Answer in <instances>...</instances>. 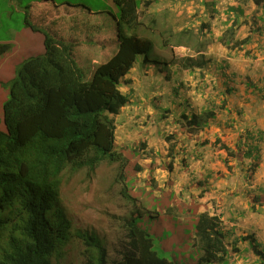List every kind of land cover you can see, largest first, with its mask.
I'll return each instance as SVG.
<instances>
[{"label":"trees","instance_id":"1","mask_svg":"<svg viewBox=\"0 0 264 264\" xmlns=\"http://www.w3.org/2000/svg\"><path fill=\"white\" fill-rule=\"evenodd\" d=\"M112 1L118 7V14L113 16L118 47L110 59L95 69L89 82L85 80L83 58L87 59V54H97L99 58L114 45L115 40L110 39L104 27V18L108 17L83 4L52 0H41L25 8V25L44 35L45 52L17 69L3 109L0 264H60L73 238L84 245L82 264H234L232 258L244 254L239 247L241 243L248 245L258 264H264V246L254 234L231 240L220 218L208 214H201L197 220L199 243L189 250H195L198 257L190 261L168 259L165 255L171 256L173 252L165 248L157 251L155 235L140 227L146 212L137 208L122 220L119 250L113 258L98 235L72 231L71 221L61 205L66 172L92 173L105 162L119 164L122 171L126 168L128 158L119 152L116 143V118L130 102L121 87L131 83L125 78L139 56L143 55L146 63L161 64L153 56V37L141 34L142 27L150 30L143 23V1ZM253 2L264 13V0ZM202 3L205 7L216 6L206 0ZM228 12L233 15L232 27L220 42L229 50H241L251 41L249 37L235 39L245 12L234 6ZM258 21L264 22V15ZM200 23L202 35L209 33L210 24L203 19ZM260 30L264 28L250 24L251 34ZM182 41V37L177 41L179 46ZM209 43L211 40L200 43L196 52L202 53ZM10 49L11 45L0 44V58ZM185 63L191 64L187 67L193 70L206 65L204 60L194 63L190 58L182 59L180 65L183 67ZM247 85L251 86V82ZM215 116L213 111L192 118L183 115L179 123L188 134L197 135L209 127V120ZM262 136L261 132L250 130L239 138L234 150L219 137L214 143L232 160L249 159L256 166L260 162ZM206 144L208 141L201 145ZM146 146L141 143L139 150ZM141 171L140 166L134 165V174ZM120 178L125 179L122 174ZM122 195L136 207L137 198L128 193L127 186ZM258 207H264V193L252 200V211H258Z\"/></svg>","mask_w":264,"mask_h":264},{"label":"rangeland","instance_id":"2","mask_svg":"<svg viewBox=\"0 0 264 264\" xmlns=\"http://www.w3.org/2000/svg\"><path fill=\"white\" fill-rule=\"evenodd\" d=\"M34 1L37 0H0V44L11 45L10 51L0 58L1 129H4V105L9 99L10 83L16 77L17 69L28 59L45 52L44 35L32 31L24 23L25 8ZM55 1L80 3L108 17L104 18V27L110 39L115 40L114 45L99 58L97 54H87V59L83 58L85 80L89 82L95 69L117 50L116 27L111 15L118 14V7L112 0ZM156 1L150 0L154 9L159 10L154 15L159 26L148 25L147 20L152 14L144 11L146 19L143 23L151 28L146 25L150 28L148 31L142 27L141 34L152 36L161 47L166 42L168 48L160 53L166 59L163 60L181 67L184 75L181 94L187 97L193 91L188 97L191 100L195 95L193 88L202 90V95L197 94L192 101L194 113L206 114L203 109L209 103L208 107L213 106L217 117L209 120L212 127L197 135L188 134L182 125L179 128L141 125L128 128L129 131L117 128L118 150L128 158L123 171L119 164L105 162L92 173L87 170L66 172L63 178L61 205L71 221L72 231L98 235L113 258L119 250L122 220L137 208L146 212L140 227L155 235L156 250L160 252L159 248H165L173 252L171 256L165 255L168 259H197L195 250L189 249L199 243L196 224L201 214L219 217L231 240L254 234L264 246V207H258L256 212L251 209L252 200L264 193L261 191L264 190V98L261 97L264 96V30L254 34L250 31L252 23L264 28V22L258 21L264 15L263 9H257L253 0H215V7H205L202 0L190 4L186 0H173L175 5L172 0ZM213 1L206 0L209 4ZM232 6L241 8L247 16L235 34L236 40L247 37L251 40L241 50H229L220 42L232 27L231 13H227ZM202 19L210 24V34L200 32ZM181 37L183 47L177 42ZM210 40L211 43L197 56L199 44ZM141 58L144 57L139 56L138 60ZM189 58L194 63L206 62L200 74L196 69L188 68L189 63L180 65L182 59ZM193 73L198 81H193ZM225 81L228 82L223 85ZM248 81L251 86L247 85ZM161 87H152L151 93L158 96ZM227 90H231L230 93ZM160 102L151 103L157 106ZM260 112L262 115H258ZM250 130L263 134L259 143L260 162L256 166L249 159L232 160L214 143L219 137L234 150L239 138ZM170 136L172 139L168 138ZM205 141L208 144L201 145ZM143 142L147 146L139 150ZM134 165L143 171L134 174ZM121 174L124 180L120 178ZM126 186L128 193L137 198L136 207L122 195ZM239 247L244 254L235 255L232 258L234 264H258L247 249L248 245L241 243ZM83 251L84 245L73 238L60 264H82Z\"/></svg>","mask_w":264,"mask_h":264},{"label":"crops","instance_id":"3","mask_svg":"<svg viewBox=\"0 0 264 264\" xmlns=\"http://www.w3.org/2000/svg\"><path fill=\"white\" fill-rule=\"evenodd\" d=\"M38 1L41 0H37L32 3H29L27 6L35 4ZM52 1L56 2L55 0ZM142 1H143L142 11L143 12L146 11L148 14L149 13L152 14V16H150L151 19L147 20V24L150 22L148 24L150 26L153 27L159 26L157 17L154 16L156 15V13L159 12V10L154 9L155 7L152 5L150 0H142ZM186 1H188L189 4L195 2L194 0H186ZM148 2L150 4L149 6H146V3ZM159 2H160L159 0L156 1V3ZM65 3H70V2H65ZM172 3L173 5L176 4L173 0ZM213 3L217 4L215 0L213 1ZM71 4H80V3H71ZM114 15L116 14L113 13V15H111L112 18ZM231 16L233 18V15ZM246 17L247 16L245 13L242 17L243 18L242 21H244ZM145 19L146 17L144 18V20ZM230 19L231 17L229 16V21L232 22ZM24 23H25V19H24ZM147 24H145V26ZM148 25L147 27H150ZM210 33L211 32L209 30V34ZM158 44H156L155 42L153 56L155 55L157 58H159L161 64L146 63L144 61V58H141V60L137 61L131 72L125 78L127 82H131V83L124 84L123 85L124 88L121 87V91L125 95L129 96L130 102L128 103L127 106H125L121 110V113L116 118L117 128H126L128 130V128H137L136 126L142 127L141 125H146L147 126L146 128H149V126H151L152 124L164 125L167 127L170 126V128H179L181 126L179 122L183 115L188 118H192V116L194 115H199V113L197 112L194 113L193 110L194 106L192 104V101L196 99L197 94L202 95L200 93L202 90L193 88L195 95L191 98V100H189L190 98L188 97L193 94V91L190 94H188L187 97L184 94H181V87L184 85L183 82L184 75L182 74L181 67H179L177 64L171 61L166 62L165 61L166 59L160 53L163 52L165 48H168L167 45H165L166 42L163 43L162 47L158 46ZM196 55L199 56V53ZM162 58H164L165 60H163ZM210 62L218 63V61L216 60H211ZM202 70L203 69H196L195 71H198V73L200 74ZM193 75H194L193 81L194 80L198 81L196 74L193 73ZM228 81H225L223 85H226ZM157 85H162V87L159 89L158 96L156 93H151L152 87H155ZM261 97L264 98V96ZM158 100H161L159 105L157 106L152 105L151 102H155ZM208 106H206L205 109H203L204 112H210V111L214 112L213 106H211V108H209ZM258 115H262V113L260 112ZM209 127H212V122H209Z\"/></svg>","mask_w":264,"mask_h":264}]
</instances>
